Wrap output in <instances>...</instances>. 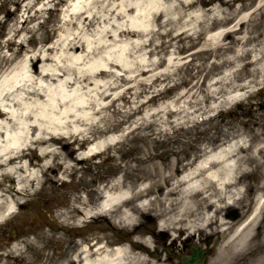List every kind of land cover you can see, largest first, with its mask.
<instances>
[{
  "label": "rangeland",
  "instance_id": "obj_1",
  "mask_svg": "<svg viewBox=\"0 0 264 264\" xmlns=\"http://www.w3.org/2000/svg\"><path fill=\"white\" fill-rule=\"evenodd\" d=\"M262 1L235 0L229 10L222 8L229 16L213 24L208 13L195 19L183 17L174 10L167 17L170 20L166 28L161 25L158 30L155 25L149 37L132 39L130 54L135 58L134 64L141 58L142 62L148 60L151 66L140 70L138 75L134 71L130 79L112 88L117 81L115 76L121 72L115 69L118 74H114L109 88L122 99L112 94L110 99H113L99 116L114 120L108 134L118 137L116 143H103L102 137L97 138L88 147L98 146L96 149L100 151L75 163L73 168L77 169V174H69L65 181L60 178L61 169L38 174L36 189L21 196L18 214L0 226V264H41L52 252L55 258H60L71 252L75 236L85 240L92 237L95 243L99 236L105 235V241L117 242L148 232L153 250L162 251L164 247L156 235L155 219L145 222L140 217L142 226L135 234L110 230L100 218L87 221L76 232H65L52 219L59 220L63 213L68 215L72 204L80 206L84 202L86 207L95 206L105 187L107 189L114 179H120L123 185L147 186L148 182L161 178L163 169L169 170L172 164L178 162L179 167L187 171L205 152L238 139L245 141L237 150V156L241 172L238 185L246 187V195L244 200L236 199L232 204V208L238 210L237 216L228 215L232 208H227L222 212V215L227 213V220L222 221L229 223V230L234 220L243 221L245 210L253 205L247 185L264 183V13H256L252 20L242 25L238 19L255 10ZM43 3L44 0H0V88L16 72L37 71L40 65H48L41 57L43 49L59 45L70 37L81 40L78 34L71 35L74 29L69 24H64L71 15L72 9L66 11L70 0L58 5ZM235 8L239 10L234 11ZM133 20V17L127 19L125 25L130 28ZM116 25L117 22L106 16L88 27L87 33L97 45L100 40L99 47L104 50L103 46L111 43L105 39V32L115 30ZM219 27L236 30L223 39L208 40L207 33ZM121 46H124L123 40L111 45L108 51L118 55L117 49ZM99 50L95 49L89 57ZM255 50L260 54L254 65L251 60ZM85 58L81 66L88 60ZM125 112L126 115L122 114ZM92 133L98 135L95 129ZM69 155L63 149L59 157ZM32 156L37 157L36 154ZM42 160L38 156L33 162L40 165ZM5 186H10L7 181ZM155 206L161 210L157 203ZM211 227L214 231L212 245L220 235L211 264L231 262L233 257L223 250L229 244L230 235L219 247L229 231L224 235V227L228 226L219 229L213 223ZM102 242L103 239L99 240L98 245ZM15 243L23 246L24 254L10 250ZM165 243L172 244L167 239ZM182 244L178 242L177 248ZM249 247L239 252L244 258L241 264H264V257H259L264 255V247L259 245L255 252ZM158 258H153L154 264H158ZM160 258L164 264L176 263L166 255Z\"/></svg>",
  "mask_w": 264,
  "mask_h": 264
},
{
  "label": "bare ground",
  "instance_id": "obj_2",
  "mask_svg": "<svg viewBox=\"0 0 264 264\" xmlns=\"http://www.w3.org/2000/svg\"><path fill=\"white\" fill-rule=\"evenodd\" d=\"M64 1L67 0H44L43 5H58ZM233 1L70 0L67 6L65 4L66 11H72L64 24H69L74 29H71V35L78 34L81 40L70 37L59 45L52 44L43 49L41 57L48 65H40L37 71L16 72L0 88V226L18 214L21 196L36 189L39 173L61 169L60 178L65 181L69 174H77V169L73 168L75 163L100 151L96 149L98 146L88 147L97 138L102 137L103 143H116L118 137L108 134V128L114 120L111 122L99 116L113 99H110L111 96L114 95L118 100L121 98L114 91L111 93L109 88L114 74H118L115 69L121 72L115 76L117 81L112 88L130 79L134 71L138 75L140 70L144 71L151 66L148 60L142 62L141 58H137L134 64L135 58L130 54L132 39L149 37L148 33L153 34L155 25L158 30L161 25L166 28L170 20L167 17L174 10L179 11L183 17L195 19H201L208 13L212 24L225 20L229 14H225L222 8L229 10ZM208 4L210 6L207 7ZM256 13H264V1L258 3L252 12L240 15L239 24L249 22ZM106 16L117 22V25L115 30L105 32V39L111 43L104 45L102 50L99 47L100 40L97 45L89 38L87 30L94 22ZM131 17L134 20L130 22L129 28L125 22L131 20ZM233 30L236 29L219 27L209 31L206 36L208 40H219ZM120 40H123L124 46L117 49L118 55L108 51L111 45H116ZM95 49L100 50L89 57ZM259 54L260 51L256 50L252 53V64L258 62ZM85 56L88 60L81 66ZM118 110L124 112L122 108ZM126 112L122 114L126 115ZM93 129L97 136L93 135ZM244 144V139H238L214 151L205 152L195 166L187 171L180 168L178 162L174 166L172 164L169 170L163 169L161 178L148 182L147 186L123 185L120 179H114L105 191L107 199L103 203L87 207L83 205L84 202L80 206L72 204L68 215L63 213L59 220L52 222L66 232H76L87 221L100 218L110 230L135 234L142 225L139 218L143 217L148 222L150 213L157 212L162 217L158 231L164 232L173 246L178 241H196L201 233L213 234V223L223 229L222 226L226 225L222 221L224 217L226 219L222 215L223 210L244 198L242 186L238 185L241 172L240 157L237 156V150ZM63 149L70 155L59 157ZM71 153L74 154L71 156ZM38 156L43 159L40 165L33 162ZM6 181L10 186H5ZM248 186L251 189L256 187L253 213L250 218L245 217L241 224L235 220L230 230L225 227V231L222 230L223 233L229 230V244L226 247L228 254L235 253L248 242L254 225L264 213V200L261 198L264 183ZM141 198L144 199L134 202ZM156 203L161 210L156 208ZM104 236H99L95 243H92V237L85 240L75 236L69 254L55 258L52 252L41 264L155 263L154 259L148 258L153 248L146 233L117 242L105 241ZM101 239L103 242L98 245ZM10 250L18 255L24 254L20 243L12 245ZM157 262L165 263L161 259Z\"/></svg>",
  "mask_w": 264,
  "mask_h": 264
},
{
  "label": "flooded vegetation",
  "instance_id": "obj_3",
  "mask_svg": "<svg viewBox=\"0 0 264 264\" xmlns=\"http://www.w3.org/2000/svg\"><path fill=\"white\" fill-rule=\"evenodd\" d=\"M218 241H219V238H218ZM205 243L208 245V244H210V241L208 239H205ZM179 252H180L179 255H182V254L187 253V250L183 249ZM206 253H207V255L203 258V261L201 264H211V252H209V250L206 249ZM177 264H182V263L180 261V262H177Z\"/></svg>",
  "mask_w": 264,
  "mask_h": 264
},
{
  "label": "water",
  "instance_id": "obj_4",
  "mask_svg": "<svg viewBox=\"0 0 264 264\" xmlns=\"http://www.w3.org/2000/svg\"><path fill=\"white\" fill-rule=\"evenodd\" d=\"M198 254H199L198 252H195L194 257H193V260H196L197 258L198 259L201 258Z\"/></svg>",
  "mask_w": 264,
  "mask_h": 264
}]
</instances>
